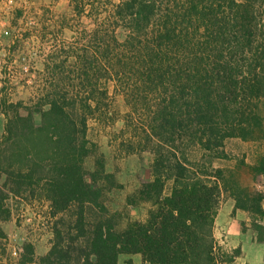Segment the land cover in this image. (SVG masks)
<instances>
[{
  "label": "trees",
  "instance_id": "obj_1",
  "mask_svg": "<svg viewBox=\"0 0 264 264\" xmlns=\"http://www.w3.org/2000/svg\"><path fill=\"white\" fill-rule=\"evenodd\" d=\"M208 1L206 6L205 0H119L115 7V18L129 35L122 44L113 35V44L117 50L132 49L136 81L153 87L161 98L149 125L159 141L152 142L153 179L141 181L127 199L129 205H152L143 222L118 231L114 218L87 217L88 210L105 211L101 199L110 187L121 188L115 175L107 173L103 155L95 156L92 171L85 168L91 153L88 119L97 112L99 119L105 116L101 107L108 98L106 89L94 88V66L125 76L129 65L125 61L122 67L121 54L115 55L116 64L110 46L102 57L94 52L75 85L73 100L55 85L29 107L0 98V114L6 116L0 139V177L5 178L0 185V253L7 240L3 224L12 218L9 201L15 199L46 202L54 219L73 211L67 229L59 227L62 218L54 223L50 250L36 258L33 245L25 243L20 264H118L121 255H140L143 264H238L241 247L229 252L214 235L223 190L231 192L234 213L251 215L256 238L264 242V193L232 188L223 170L215 172L214 180L206 179L176 154L163 152L164 145L175 144L176 136L179 141L197 139L212 151L223 147L227 138L249 140L264 132L247 105L264 96V0ZM202 26L205 41L196 39ZM205 45H214L216 60L199 68L197 60L207 57L201 53ZM216 81L220 99L211 100ZM227 113L226 128L217 118L227 119ZM251 173L264 176V157Z\"/></svg>",
  "mask_w": 264,
  "mask_h": 264
},
{
  "label": "rangeland",
  "instance_id": "obj_2",
  "mask_svg": "<svg viewBox=\"0 0 264 264\" xmlns=\"http://www.w3.org/2000/svg\"><path fill=\"white\" fill-rule=\"evenodd\" d=\"M236 1L240 3L242 0ZM118 2L13 0L8 4L0 0V98L6 97L10 102H22L25 107H29L55 85V88L69 92V99L73 100L75 85L79 84L84 65L91 62L94 52L96 56L102 57L110 46V58L116 64L115 55L121 54L122 67H125V61L129 65L124 68L125 76L109 75L104 67L94 66L92 76L97 84L94 88L98 92L106 89L108 98L101 107L105 116L99 119L100 112L99 117L97 112L88 119L87 140L91 153L85 159V168L92 171L95 156L103 155L107 173L115 175L121 186L110 187L103 194L101 202L105 211L99 214L95 209L88 210V220L102 216L114 218L116 230L121 231L131 222L145 221L152 207L150 203L129 205L127 199L136 192L141 181L153 179L152 142L159 141L153 138L149 125L153 108H156L154 106L160 103L161 98L153 87H145L143 82L136 81L135 71L132 73V49L128 47L125 51L124 47H118L117 50L112 42L113 35L120 44L129 35L124 23L115 18ZM217 2L220 3L219 0ZM208 4L209 1L205 0L202 5ZM205 32L202 26L196 39L205 41ZM205 47L201 53H206L207 57L203 61L197 60L199 68L216 60L214 45L207 46V49ZM121 50L124 52L121 53ZM201 74L199 78L204 76V73ZM220 90L216 81L210 90L213 97L210 99H218ZM247 105L264 129V96ZM20 112L26 114L23 109ZM35 120L37 123L40 121L39 115H36ZM217 121L226 127L228 113L227 119L219 117ZM5 123L6 116L0 114V139L4 134ZM252 136L249 140L227 138L223 147L212 151L203 149L197 139L179 141V136H176L175 144L170 141L164 145L163 152L167 156L176 154L192 171L199 175L206 174V179L214 180L215 172L223 170L232 188L240 186L251 193H264V176L254 177L251 173V168L264 157V132ZM4 182L5 178L0 177V185ZM171 185V182L167 184L166 195L170 193ZM9 206L12 218L3 224L7 240L0 253V264H20L23 245L28 242L33 245L36 258L45 255L52 246V229L56 220L63 219L59 227L63 226L64 229L73 221L72 209L52 218L46 202L27 203L11 199ZM234 210L235 201L231 192L223 190L214 226L216 241L229 252L241 247L242 256L237 260L238 264H264V242L260 243L256 238L251 215L240 210L234 213ZM118 264L143 262L140 255H121Z\"/></svg>",
  "mask_w": 264,
  "mask_h": 264
},
{
  "label": "built area",
  "instance_id": "obj_3",
  "mask_svg": "<svg viewBox=\"0 0 264 264\" xmlns=\"http://www.w3.org/2000/svg\"><path fill=\"white\" fill-rule=\"evenodd\" d=\"M2 1L10 4V3H12L13 0H2Z\"/></svg>",
  "mask_w": 264,
  "mask_h": 264
}]
</instances>
